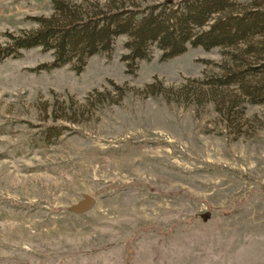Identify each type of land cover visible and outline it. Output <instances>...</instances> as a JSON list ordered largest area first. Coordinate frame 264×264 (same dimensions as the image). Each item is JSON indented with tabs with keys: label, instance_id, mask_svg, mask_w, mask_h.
<instances>
[{
	"label": "rangeland",
	"instance_id": "1",
	"mask_svg": "<svg viewBox=\"0 0 264 264\" xmlns=\"http://www.w3.org/2000/svg\"><path fill=\"white\" fill-rule=\"evenodd\" d=\"M50 13L51 0H0V44ZM124 40L80 73L38 69L53 59L40 47L0 62V264H264V105L237 133L212 102L144 94L218 72L222 49L154 50L129 74ZM110 82L125 92L99 104ZM65 107L74 121L53 120ZM47 125L65 129L45 141ZM85 194L95 204L78 213Z\"/></svg>",
	"mask_w": 264,
	"mask_h": 264
},
{
	"label": "trees",
	"instance_id": "2",
	"mask_svg": "<svg viewBox=\"0 0 264 264\" xmlns=\"http://www.w3.org/2000/svg\"><path fill=\"white\" fill-rule=\"evenodd\" d=\"M28 19L34 28L4 32L0 62L40 47L53 59L38 69L70 65L80 73L90 57L110 56L116 40L124 37L121 60L126 72L134 74L138 63L150 60L154 50L166 61L188 47H219L224 61L217 64L218 72H204L202 78L176 89L153 82L142 92L161 95L168 102L192 100L191 96L202 104L212 102L214 111L237 133L243 132L247 105H264V0H51L49 15ZM110 85V90L95 92L99 104L117 103L120 99L114 96H123V87ZM70 110L68 114L66 107L61 108L62 115L52 119L74 121L76 113ZM64 129L42 126L41 139L57 138Z\"/></svg>",
	"mask_w": 264,
	"mask_h": 264
},
{
	"label": "water",
	"instance_id": "3",
	"mask_svg": "<svg viewBox=\"0 0 264 264\" xmlns=\"http://www.w3.org/2000/svg\"><path fill=\"white\" fill-rule=\"evenodd\" d=\"M95 201L93 196L85 194L81 200L72 205V208L74 211L82 213L89 210L95 204Z\"/></svg>",
	"mask_w": 264,
	"mask_h": 264
}]
</instances>
